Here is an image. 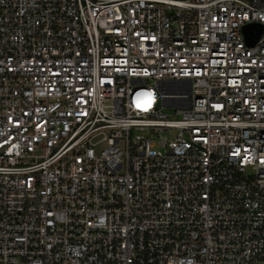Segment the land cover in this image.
<instances>
[{"label": "built area", "instance_id": "1", "mask_svg": "<svg viewBox=\"0 0 264 264\" xmlns=\"http://www.w3.org/2000/svg\"><path fill=\"white\" fill-rule=\"evenodd\" d=\"M0 264H264V0H0Z\"/></svg>", "mask_w": 264, "mask_h": 264}, {"label": "water", "instance_id": "2", "mask_svg": "<svg viewBox=\"0 0 264 264\" xmlns=\"http://www.w3.org/2000/svg\"><path fill=\"white\" fill-rule=\"evenodd\" d=\"M261 32L262 24L260 22H249L243 26V33L248 44H253Z\"/></svg>", "mask_w": 264, "mask_h": 264}]
</instances>
